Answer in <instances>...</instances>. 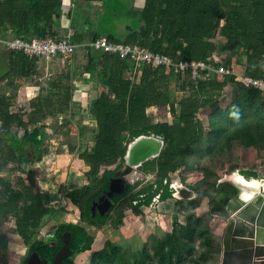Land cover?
<instances>
[{
  "label": "trees",
  "instance_id": "trees-1",
  "mask_svg": "<svg viewBox=\"0 0 264 264\" xmlns=\"http://www.w3.org/2000/svg\"><path fill=\"white\" fill-rule=\"evenodd\" d=\"M140 1L141 9L134 13L128 11L127 0H100L103 9L96 26L90 23V28L85 29L77 20L80 9L73 13L70 7L67 14L73 32L69 34V28L61 24L63 0H0L1 37L59 39L64 35L83 48L85 61L78 65L80 74H86L98 91L88 110L96 126L90 128L77 123L78 141L74 150L88 165L86 182L62 187L60 191L79 208L80 219L97 228L123 225L126 209L142 214V206H149L157 194L160 200L172 197L171 175L184 164L187 148L201 143L203 138L205 126L198 110L218 100L221 91L232 81H240L242 85L231 102L220 107V113L213 114L208 149L220 147L233 137L245 144L264 146L263 90L246 84L233 73L205 69L201 73H208L207 76L202 73L192 77L191 69L181 71L176 65L135 67L130 56L96 49L90 44L104 34L109 40L138 44L168 55L174 62L203 60L213 68L219 65L234 68L225 58L212 57L218 48L215 36L219 35L233 42L229 50L238 47L243 50L241 73L264 79V0ZM84 20L86 24L90 22L88 13ZM116 20L124 22L122 34L108 28ZM40 57L0 47V81L11 86L16 84V78L34 76ZM68 59L67 71L57 73L51 82L50 95L39 92L23 117L19 111L10 110L11 99L0 93V169L9 166L25 173L26 164L42 157L46 142L42 118L66 111L74 114L73 72L77 66L72 63L74 53ZM172 76L177 81L174 88L170 84ZM151 106L158 113L172 114L173 119L153 121L148 113ZM12 123L24 126L22 134L10 130ZM151 132L165 134L164 147L137 168L144 174H154V179L127 183L122 191L111 194L107 211H93V202L109 190L111 179L123 166L128 143L139 134ZM27 145L32 147L33 156L26 153ZM26 173L15 181L19 186H15L9 175L0 173L3 194L0 224L9 213L13 214L23 241L49 261L63 244V233L69 231L72 253L62 261L68 264L72 256L91 248L95 235L81 222L63 220L52 225L54 234L50 239L39 236L41 227L54 217L57 209L47 190L39 183L30 184ZM213 229V224L188 211L184 222L176 223L152 248L144 245L132 260L128 250L107 241L93 254L92 264H211L216 245ZM22 264H26L25 258Z\"/></svg>",
  "mask_w": 264,
  "mask_h": 264
},
{
  "label": "rangeland",
  "instance_id": "rangeland-1",
  "mask_svg": "<svg viewBox=\"0 0 264 264\" xmlns=\"http://www.w3.org/2000/svg\"><path fill=\"white\" fill-rule=\"evenodd\" d=\"M127 2L128 11L130 10L131 12L136 13L141 9L140 0H127ZM90 3L89 7L80 10L77 18L79 24L84 29L90 28V23L93 27L96 26L94 24L99 19L100 12L103 9L100 0H93ZM86 13L90 15V22L88 24L85 23L83 17ZM122 24H124V22L116 20L114 23L110 24L108 28L119 34L124 31ZM70 30L73 31V29H68V33ZM63 37L64 35L61 36V38ZM215 39L218 43V48L213 54L219 58H225L229 65L234 67L230 69H233L236 72H241L240 60H242L244 54L243 50L240 49V47L235 49V51L229 50V47L233 42L225 37L217 35L215 36ZM68 58L70 57H65L63 55H42L38 62V74L31 76L30 78H16L14 80V82H16L15 86H7L6 84L0 85V93H5L8 97H11L10 110L13 112L19 111V113H22L21 116L23 117L25 109H28L29 103L35 98L36 94L41 92L44 96L50 95L51 82L54 81L56 73H60V71L66 72L68 69L67 67L70 64ZM83 61H85L83 48L77 46L72 63L77 62L76 65H78L79 62L81 63ZM79 69L78 67L74 69V83L82 78ZM202 73V76L208 75V73ZM32 84L38 86L34 92L27 89L28 86ZM170 84L172 88L176 87L177 81L173 76L171 77ZM240 85H242L240 81H232L221 91L218 100H215L198 110L197 114L202 119L205 126L201 143L190 145L187 148L184 164L171 175L170 182L173 181L178 184H185L195 191V195L191 198H181L172 194V197L166 200L155 198L149 206H142V209L144 210L142 214L139 215H135L131 209H126V214L130 216V218L127 219L126 223H123V227L119 226L120 228L117 227V229H113L115 227L107 224L101 228H97L88 224L86 221L80 219L79 208L66 198L61 197V194L59 193V187L61 184L71 186L78 185V180H72V177L68 178L71 165L70 160H68L69 163L63 164V166H61L63 169L57 171L54 175L51 174L50 169H47V172L42 174L37 166V162L35 164L33 162L26 164L25 168H23L26 172L30 167L36 169L34 175L38 181L37 183L40 184L42 189L45 190L46 187L47 189L49 187V194L53 193L50 198L51 203L57 209L54 217L41 227L39 234L48 236L49 233H51L53 223L60 220L81 222L87 227L91 234L95 235V240L92 243L91 248L72 256L69 259L68 264H92L93 254L101 249L107 241H111L113 244L119 243L117 245L128 250V256L132 260L144 245H148L152 248L156 243V240L171 232L176 223L185 221L186 212L193 211L205 222L213 224L216 245L215 251L212 253L210 260L211 264H220L222 255L221 238L225 220L218 215L212 214L209 211L208 205L209 199L216 193L218 180L221 178L228 179L235 171L242 172L246 178H251L252 175H255L254 172H252L253 174L251 175L249 171H245L242 168H253L254 166L260 173L257 178H264V146L257 147L253 144H245L244 142H241L238 137H233L230 141L223 143L220 147L217 146L211 150L208 149V133L210 132L212 122L214 121L212 116L218 111L220 113V107L231 102L232 98L235 97V94L240 89ZM12 87L14 88L12 89ZM148 113L153 121L173 119L172 114L158 113L154 106L148 108ZM58 115L60 114L51 116L49 119L53 122L47 123L48 125L52 124L53 126V128L51 127V131L53 130L52 134H58V137H60V135L65 136L69 131L71 132L72 129L70 128V123L67 121L66 116L64 115L63 119H60ZM27 126L31 128L32 124H27ZM9 127L19 135L22 134L24 130L23 125L17 126L15 123H12ZM71 135L72 134H70L69 138L73 139L74 137ZM43 149L46 150L47 147L42 146V150ZM32 152V148H26V153L29 156H33ZM0 173L2 175H9L15 186H19L15 182L17 178L20 177V175L23 176L25 174L23 170H13L9 166H2ZM60 173H62L63 178H60ZM82 177L83 176L81 175V178ZM143 178L145 179L143 182L152 181L154 179V174H144L143 171L137 168L134 172L125 176L123 183L124 188L127 183H133L134 181ZM63 181L65 183H63ZM102 201L103 198L98 199L93 203V211L99 209L97 203ZM22 203L23 198L20 199L19 204L21 205ZM6 220H11V218H6ZM15 223L16 220L14 221V224ZM127 229L129 232L136 233L132 238H129V243L125 241V231H127Z\"/></svg>",
  "mask_w": 264,
  "mask_h": 264
},
{
  "label": "water",
  "instance_id": "water-1",
  "mask_svg": "<svg viewBox=\"0 0 264 264\" xmlns=\"http://www.w3.org/2000/svg\"><path fill=\"white\" fill-rule=\"evenodd\" d=\"M164 142L163 132H151L139 134L128 143L123 166L111 179L109 190L99 198H103V201L97 203L102 213L107 211L111 205L109 198L111 194L124 189L125 176L134 172L147 159L157 156L164 147ZM35 172L34 168L27 169V180L32 185L37 183ZM256 194L254 199L253 195L244 198L240 186L224 178L218 180L216 193L209 199L208 205L212 214L225 220L220 264H229L233 255L240 251L247 252L250 256L248 260L239 264H264V184ZM175 195L181 198H191L195 195V191L185 184L176 183ZM70 236L69 231L63 233V244L56 251L50 264H62V261L72 253L69 245ZM41 262L39 253L33 251L27 258L26 264H40Z\"/></svg>",
  "mask_w": 264,
  "mask_h": 264
},
{
  "label": "crops",
  "instance_id": "crops-1",
  "mask_svg": "<svg viewBox=\"0 0 264 264\" xmlns=\"http://www.w3.org/2000/svg\"><path fill=\"white\" fill-rule=\"evenodd\" d=\"M89 3L90 2H88L86 0H63L62 14H61L62 26H64L65 28L72 29V28H70L71 17L67 14V11L70 7H72L71 12L76 13L75 10L77 8L80 10H83L84 8L89 7V5L91 4V3L90 4ZM84 15H83V17H84ZM122 26L124 27V24H122ZM119 34H122V33H119ZM102 35H104V34H102ZM118 42H122V41H118ZM243 60H244V57H242V61ZM77 67H78V69L80 68V66L77 65V66H75V69ZM38 68H39V66H38ZM79 70L81 71V68ZM36 74H38V72ZM2 84H6V83L0 81V85H2ZM11 86H15V85H11ZM36 87H38V86L32 84V85L28 86L27 89L30 90L31 92H34V91H36ZM13 88L14 87H12V89ZM97 94H98L97 89H95V87L93 86L92 80H90L88 77H86V74H83L82 78L78 82H76V83L73 82L72 106L74 108V114L70 115L67 111L65 113L64 112L58 113V114H60V115H58V117L60 119H63V116L65 115L66 119L68 121L70 120L69 123H70V128L72 129V131L71 132L69 131L70 133L68 132L69 134L67 133L66 134L67 136L66 135L65 136L60 135V137H58V134H52L53 130L51 131V129L53 128V126H52V124L48 125V123H47V122H53L51 119H49L51 116H48L46 118H42V120L45 121L44 131L46 133V142L44 143L43 146H46L47 149L42 150L43 152H42L41 159L31 161L34 164L37 162V166L41 170L42 174L47 172V169H50L51 174L54 175V173L63 169V167H61V166H63V164L69 163L68 160H70L71 165H70V169H69L68 178L72 177V180H76V181L78 180V185L86 182L87 177L85 175V171L88 169V165L84 162L83 159H81L77 156V154L74 150V145L78 141V124L77 123L80 122L82 124H86L90 128H93L96 126V121H95V119H93L89 116L88 110H89V106H90L91 102L94 100V98L97 96ZM9 98L11 99V97H9ZM10 130H12V128ZM70 134H72L71 136L74 137L73 139L69 138ZM29 147H30L29 145L26 146V148H29ZM48 147H49V149H48ZM30 148H32V147H30ZM48 156H49V158H48ZM30 168H34V167H30ZM244 168H246V169H244ZM244 168H242V169L245 171H249V172L254 171L256 173L257 177H259L260 173L258 172V170L256 169L255 166L253 168H250V167H244ZM238 170H240V169H238ZM81 175L83 176L82 178H81ZM242 175L244 177H246L244 174H242ZM251 177H253V176H251ZM60 178H63L62 173H60ZM64 181H63V183H65ZM62 187H71V185H67V184L62 185L61 184L59 188L61 189ZM45 190H47L48 193L50 191L49 187H48V189L46 187ZM59 193L61 194L60 190H59ZM52 194L53 193L49 194L50 198L52 197L51 196ZM61 197L65 198L62 194H61ZM135 215H139V214H135ZM128 218H130V216H128L126 214V216L124 217L125 223L127 222ZM60 221H63V220H60ZM55 223H57V222H55ZM120 227H123V225ZM120 227H118V228H120ZM113 229H117V228H113ZM125 234H126L125 241L129 243V240H130L129 238H132L136 233L135 232H129L127 229V231H125ZM117 244H119V243H117Z\"/></svg>",
  "mask_w": 264,
  "mask_h": 264
},
{
  "label": "built area",
  "instance_id": "built-area-1",
  "mask_svg": "<svg viewBox=\"0 0 264 264\" xmlns=\"http://www.w3.org/2000/svg\"><path fill=\"white\" fill-rule=\"evenodd\" d=\"M72 32L73 31L70 30L69 34H72ZM90 44L93 45L96 49L115 52L120 54L121 56H130L135 63V67H139L144 64H149L152 67L160 65L170 67L172 65H176L177 68L181 71L191 69L192 77L201 75V71L205 69H209L217 73H233L246 84L264 90V79L251 77L241 72H236L233 69L225 67L224 65H219L213 68L203 60H185L174 62L168 55L154 52L147 47H143L138 44L112 41L109 40L106 35H100L99 37L91 41ZM76 46L77 44L71 41L69 37L52 39L41 38L37 36H33L30 38L18 35H9L6 37L0 36V47L21 50L29 55H63L65 57H71L76 49ZM212 57L216 60L219 59V57L214 54H212ZM175 184L176 183L173 181L170 182V186L173 188V190H175ZM173 194H175V192ZM158 196L159 194H157L154 199L158 198Z\"/></svg>",
  "mask_w": 264,
  "mask_h": 264
},
{
  "label": "flooded vegetation",
  "instance_id": "flooded-vegetation-1",
  "mask_svg": "<svg viewBox=\"0 0 264 264\" xmlns=\"http://www.w3.org/2000/svg\"><path fill=\"white\" fill-rule=\"evenodd\" d=\"M3 199V194L0 193V200ZM7 218L11 220L4 219L0 224V264H22L23 258L29 257L32 250L29 244H26L19 234V229L17 222L13 214H8ZM54 234V228H51V233L48 236H43L45 239H50ZM222 240V238H221ZM37 252V251H36ZM249 253L240 251L233 255V259L229 264H239L245 262L249 259ZM42 262L40 264H50L51 261L47 257L40 256ZM47 260V262H45Z\"/></svg>",
  "mask_w": 264,
  "mask_h": 264
},
{
  "label": "bare ground",
  "instance_id": "bare-ground-1",
  "mask_svg": "<svg viewBox=\"0 0 264 264\" xmlns=\"http://www.w3.org/2000/svg\"><path fill=\"white\" fill-rule=\"evenodd\" d=\"M228 178V177H226ZM230 178V179H229ZM229 181L240 186L242 189V196L247 198L248 196L253 195V199L256 198V192L259 191L261 185L264 184V178H246L241 173L235 171L231 177H229ZM227 179V180H228ZM255 192V193H254ZM259 198H257L258 200Z\"/></svg>",
  "mask_w": 264,
  "mask_h": 264
}]
</instances>
